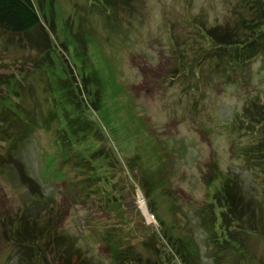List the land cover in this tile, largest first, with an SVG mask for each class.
<instances>
[{"label": "rangeland", "instance_id": "obj_1", "mask_svg": "<svg viewBox=\"0 0 264 264\" xmlns=\"http://www.w3.org/2000/svg\"><path fill=\"white\" fill-rule=\"evenodd\" d=\"M49 1L55 34L42 19L66 72L44 78L32 68L43 34L0 31V97L7 75L21 79L12 102L32 121L29 130L23 118L12 121L21 139L0 133V264H111L104 236L153 261L148 242L159 219L181 231L189 223L200 244L196 211L218 188L219 171L244 194V219L256 229L243 240L264 264V159L241 156L250 143L264 153V134L248 132L264 108V51L230 69L196 34L234 40L248 14L241 0ZM93 187L98 194L88 195ZM43 222L47 237L37 244Z\"/></svg>", "mask_w": 264, "mask_h": 264}, {"label": "trees", "instance_id": "obj_2", "mask_svg": "<svg viewBox=\"0 0 264 264\" xmlns=\"http://www.w3.org/2000/svg\"><path fill=\"white\" fill-rule=\"evenodd\" d=\"M43 1L44 4L41 6L37 0H0V31L10 35H27V33H35L38 37V41L40 39V34H43V46L38 47L39 55L33 61L32 68L41 71L45 78L46 72L52 73L54 70L61 68L66 72L65 68L70 69L71 66H68L67 58L66 62H63L60 55V47L55 45L51 38H48L49 33L45 29V24L55 34L57 27L54 17L55 9L52 2L49 0ZM107 1L108 0H104L106 3ZM238 5H240L242 9L247 10L248 14L247 16L241 15L239 17V23H237L238 34L234 40L217 38L213 34H205L204 31L196 33L201 36L204 41H207L206 45L208 44L210 46H208V50L213 49L212 45H214L215 52L220 53L219 55L225 60L226 65L230 67V69L236 65L246 69V64L264 51V0H241ZM113 10L114 9H112V11ZM42 18L46 20L45 24ZM240 26L243 27L242 30H239ZM64 27L63 24H61L60 29L67 31V27ZM67 37L71 38V41L75 44L76 41L73 39L72 34L67 35ZM59 43L62 44L64 48L67 47L65 41H60ZM183 49V53L186 52V47L183 46ZM184 55H186V53H184ZM190 56L191 54L189 57ZM180 65L186 69V61L183 63L181 62ZM199 66L200 65H195L197 69ZM19 74L23 77L26 73L23 72ZM18 81H20V83ZM4 86L7 93L0 97V116L5 115L6 112L11 113V107L15 108L13 111L14 116H10V119H5V116H3L1 121L8 129L4 127L0 128V133L7 139L3 141L9 143L11 140L15 141L23 137L21 132L17 129L11 130V123H13L12 121L15 120V117L18 119L20 117L25 120L26 130H29V125H31L32 121H29L25 112L20 107H17L16 103L19 102H12L14 93L17 95V89L23 87L21 79L17 80L14 78V74H9L6 76ZM59 86L64 88L65 82L59 80ZM63 94L65 96L67 94L66 91H64ZM66 102L68 104L72 103L69 99H66ZM250 123L255 128L252 132L248 131L251 135H253V133L261 136L264 134V108L260 111V116L250 120ZM251 144L252 143L248 144V148L242 151L241 156L245 157V161L254 163V161L258 162V160L261 161V159H264L263 150L261 148H253L250 146ZM262 144L261 142V145ZM255 152L258 154V157ZM219 172H217L220 180L218 188L213 192V196L197 209L195 216L197 225L203 233L201 243H204L203 252H205V255L202 254L203 249L200 247L201 243L199 244L195 237V232L189 223H187V225L185 224L184 231H181L183 229L179 230L176 224L168 226L164 223L163 219H159V230H154L152 232L151 235L153 239L148 242L151 243L153 261L149 260L147 256H141V254L132 249L124 251L125 249L120 248L118 242L104 236L102 240L111 248V264H257L254 256L248 251V246L243 240L245 234H252L256 229L253 228V225H250L251 223H247L244 219L246 218L243 212L245 205L243 198L244 194L242 191L240 192V189L237 193L234 192L236 189L233 186L236 178L230 179V175L222 176ZM216 176L217 175H215V177ZM76 179L80 185V178ZM114 188L117 189L115 185L112 186V189ZM92 189L93 191L90 189L91 192L88 195L92 192L98 194L95 187ZM82 192L84 193L86 191ZM161 193L167 199L169 210L173 212L175 210L173 199L170 197L169 193ZM115 199H117V196ZM115 201L116 200H114V202ZM118 204L119 207L115 210H121L119 201ZM106 205L107 204H105V208ZM244 221L248 227L244 226ZM45 224L43 222L41 227H34L36 232L34 233L33 239H36L35 237L39 238V240L36 241L37 244L38 241L44 240L47 237V229L44 230ZM48 238V241H53L55 243L57 241L56 237ZM30 246L35 249L34 244ZM56 247L58 248L59 245L56 244ZM34 263L42 264L39 263V260H36Z\"/></svg>", "mask_w": 264, "mask_h": 264}, {"label": "bare ground", "instance_id": "obj_3", "mask_svg": "<svg viewBox=\"0 0 264 264\" xmlns=\"http://www.w3.org/2000/svg\"><path fill=\"white\" fill-rule=\"evenodd\" d=\"M51 21H52V20H51ZM106 25H107V24H106ZM85 126H86V125H85ZM139 204H140V206H141L143 212H144V213H148V212H147V209H146V206H145V204H144V202H143V201H140ZM7 212H8V211H7ZM10 213H11V212H10ZM5 214H6V213H5ZM11 214H12V213H11ZM11 214H9V215H11ZM7 215H8V214H7ZM13 215H14V213H13ZM13 215H12V216H13ZM101 244H102V243H101ZM121 259H122V258H121ZM14 260H15V259H14ZM124 260H125V259H124Z\"/></svg>", "mask_w": 264, "mask_h": 264}]
</instances>
